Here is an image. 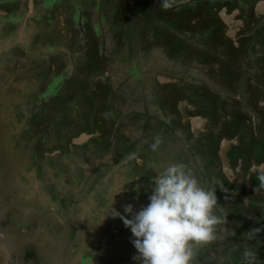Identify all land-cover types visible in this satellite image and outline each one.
I'll list each match as a JSON object with an SVG mask.
<instances>
[{
	"label": "flooded vegetation",
	"instance_id": "obj_1",
	"mask_svg": "<svg viewBox=\"0 0 264 264\" xmlns=\"http://www.w3.org/2000/svg\"><path fill=\"white\" fill-rule=\"evenodd\" d=\"M131 1L34 0L32 12L31 0H0V160L7 178L15 176L27 187L19 196L9 187L0 191L10 198L13 211L12 229L0 228L1 242L14 247L17 226L30 224L29 234L49 241L57 251L41 258L29 249L24 259L21 255L25 264L36 259L46 264L50 257L54 264H61L60 258L62 264H114L121 256L137 264L131 260L134 255L143 258L142 264L173 263L174 253L184 254L178 237L182 240L185 221L201 216L182 202L178 191L184 183L169 168L182 163L187 147L198 153L199 170L212 173L203 182L212 195L206 204L216 215L231 213L234 241L236 234L246 233L241 223L249 229L246 237L264 227V0H164L175 14L183 9L176 18L189 29L186 35L198 41L177 55L185 65L175 63L183 68L175 83L164 78L172 77L170 63L142 62L144 38L139 45V31L133 27L140 16H157L166 4L133 0L134 10ZM223 9L238 12L246 41L255 39L258 55L247 49L246 55L235 57L228 43L218 41L220 32L233 26L223 21ZM92 20L98 21L101 38L94 36ZM105 24L110 32L104 30L108 25L101 26ZM103 36H114L117 52L101 49ZM209 55L219 72L210 63L203 66V75L192 77L188 69ZM133 56L139 81L126 74ZM201 80L208 94L198 91ZM5 83L10 85L8 96L2 92ZM139 90L143 110L129 109L127 97ZM233 101L241 106L242 117L227 112L234 110ZM181 104L191 110L186 116L200 114L207 120L198 134L185 120ZM16 203L28 207V224L18 212L13 216ZM202 218L217 224L215 216ZM31 223L37 228L47 223L57 240L43 229L33 230ZM96 236L105 242L97 251L92 250ZM247 243L249 259L262 253L260 241L250 238ZM160 244L174 249V255L164 251L156 256L163 252ZM18 257L12 264H22Z\"/></svg>",
	"mask_w": 264,
	"mask_h": 264
},
{
	"label": "rangeland",
	"instance_id": "obj_2",
	"mask_svg": "<svg viewBox=\"0 0 264 264\" xmlns=\"http://www.w3.org/2000/svg\"><path fill=\"white\" fill-rule=\"evenodd\" d=\"M162 2L166 5H160L161 10H159V15L156 16L154 14H150L147 19H145L144 17L141 16V21L140 20L136 21V25H134L133 27L135 29V32H137V30L139 31V33L137 34V38H136L139 45H140L139 38H142V40L144 38V40H143V47L144 48H142V50H146V51H144L145 53L143 55L144 57L142 59V62L143 61L144 62H148V61L149 62H157V63H163V62L167 63L168 62V63H170L168 65V69H167L168 72L170 73V75L172 76L173 79H175V78L179 79L183 74V72H181L180 70H183V68L181 67L182 65H178L175 63L180 62V64L185 65V62H183V60H181L180 57L177 55L186 54V50H185L184 46L192 47L193 45L190 42H197L198 43V41H196L195 38L191 37V35H189V36L186 35V32H184V31H188L189 29L185 28V27L183 28L182 27V19L176 18L177 16H180V14L178 12H181V14H183V9H179L178 12L175 14L174 11L171 9V7L167 6L168 3L166 1L162 0ZM31 3L34 6V0H31ZM131 4L134 7V10H137V7L135 6L133 0L131 1ZM92 5H93V3L90 4V6L86 9L90 10V7ZM184 16H185V14H184ZM87 17H88V14H87ZM165 17H167V18H165ZM143 19H145V20L143 21ZM183 20H185V19L183 18ZM97 22L98 21L94 20L91 23V28L93 30L94 36H99L101 38V36L99 34V25L97 24ZM190 23H191V21L188 22V24L186 26L189 27ZM107 25H108V27H106L104 30L105 31L108 30V32H110V28H111L110 24H105V25H101V26H107ZM87 27H90V23H89V25H87ZM101 40H102V46H100V47L104 52H108V53L114 52V51L117 52L118 47L116 46L117 44L115 43L116 39H114V36H112L110 39L108 36L107 37L103 36ZM99 41H100V39H99ZM156 41L158 43H156ZM100 43H101V41H100ZM169 44L172 45L171 49L168 47ZM165 46H166V49H165ZM247 46H248L247 49L249 50L251 55H258L260 53L259 49L256 47L255 39H250L247 42ZM170 51L172 53H170ZM130 58H132L133 63L131 64L130 67L126 68V70H127L126 74H127V76L132 75V78H134L136 81L137 80L139 81V78H137V77L135 78V73L138 72L137 67L134 66V62H136V57L133 56ZM202 59H203V62H198V61L194 60L193 62H198V63H196V65H194V66L192 65L188 69V71H190L192 77L194 76L192 74H194L195 72L196 73L201 72V74H199V75L200 76L203 75L202 72H206L203 66L209 65L210 63H211V68L216 66L215 70L217 72H219V69L217 66L218 65L217 61L211 59L210 55L208 57H203ZM145 60H147V61H145ZM119 62H121V60ZM165 73H166V71H165ZM205 78H207L206 75H205ZM209 78H211V77H209ZM209 78L207 81L209 83H212V81ZM15 79L18 80L16 77H15ZM199 82H202V80ZM12 84H13V82H12ZM16 84H19V83H16ZM212 84H214V83H212ZM215 85H217L216 82H215ZM135 94H137V95H135ZM135 94L133 96L126 95V96H128L127 101L129 103H127V104L130 107L129 109H139V110L141 109V110H143V106H142L143 102L140 100L141 99L140 94H142V91L141 90L135 91ZM223 97L226 98V96H223ZM243 100L247 101L246 99H243ZM232 103L234 105L233 109L235 111L230 109L231 111L229 110L227 112H229L231 114H235L236 117H238V118H239V116L242 117L241 116L242 115V109H241V106L239 105V103L237 104L236 101H233L230 104H232ZM237 106H238V109H237ZM228 114L225 115L224 121L227 120ZM2 120H3V124L5 125L6 124V118L4 117ZM217 120L220 121V118ZM170 143H173V141L171 140ZM7 148H8V146H7ZM187 148H185V150H184L185 159L182 160V163L179 164V166L174 164L173 166H169V168L172 170L171 172H173V175L175 174V178H176V176H178V179H181L180 181H183V183H184L185 189L182 186V190L181 191L179 190L178 192L180 194H182L183 199H185L182 202H185L189 206L183 204V209H186V207L188 206L195 212V215L198 214L201 216H198L197 218L194 217V219L191 221L190 224H189L188 220H186L185 223L188 225L183 227L182 233L179 234V235H182V240L180 237H178V239L181 241V244H179V245L181 248L184 249V251H182L184 254H181V256H178L177 253H174V249L173 250L171 248L166 249L167 244L166 245L160 244V249L163 252L160 251L156 256L164 255V251H166V253H169L171 256L176 254L177 257L176 256L175 257L177 259L173 258V260H175V261L173 263L171 262V264H174L175 262H176L175 264H201V263L202 264H205V263L206 264H264V237H262V236H261L262 238L258 237V234H261L264 232V227L263 226H257L259 231H261V233H253V231H252V232H250V234L252 236L246 237L249 229H247V227L241 223V226H242L241 228H242V230H243V228H246V229H244V230H246V233H244V231L239 232L238 234H236V237H238L239 239L234 241L232 233H233L235 228H231L232 223L230 221L233 219L230 216L231 213L229 211H227V212L223 211L224 215H222V214H221L222 216L216 215L215 214V213H217L216 210L213 209L215 212H212L206 204V200L207 199L209 200L212 195H210L209 193H207L204 190L205 188L203 186V182H205V180H206L205 176H207V177L209 175L211 176L212 173H209V171H205L206 168H204L200 171L198 160L196 159V156H198V153L195 151H189ZM192 154H194V155H192ZM181 156H183L182 152H181ZM191 159H192L193 163H191L189 161ZM4 166H5V162L3 160H0V191L5 192L6 187H9V190L11 193L19 192V194H17L19 196L23 190L27 189V187L22 181H19L18 178L16 179L15 176H13V180H12V176H11V178H7V174H6V172H4V169H3ZM18 196H16V197L18 200H20V198ZM11 204H12V202H11L10 198H8V197H6V195L0 193V218H2V223H0V228L8 229L11 227V229H12L11 221H9L12 217V216H10V213L13 212V211H11V209H12ZM209 205H210V203H209ZM14 210L15 211L13 213V216L16 215L18 212L17 215L20 218L19 220H22L23 221L22 223L25 222V224H28V223H26V221L28 222V220H29V218H26V215L28 214V207L23 206L22 204L18 205L16 203V207ZM218 210H219V208H218ZM219 211H221V210H219ZM192 215L194 216V214H192ZM202 216L203 217L215 216L217 218V224L213 225L212 223H210L209 220L208 221L204 220L202 218ZM47 225L48 224L45 223L44 227H38L37 228V225L32 224L33 230H37V229L42 230L43 229L42 231L47 234L46 236L48 238H50L53 241L57 240V234L55 233V229L54 228L46 229ZM177 225L182 227V222L179 221L177 223ZM29 226H30V224L26 227L17 226V228L21 229L24 232V234L29 235V233L32 231V229ZM257 227H255V228H257ZM5 231L6 230H3L2 233H3V235L7 236ZM13 232H15V230H13ZM244 235H245V237H244ZM163 237H165L166 242L171 244V240L169 239L168 236L164 235ZM250 238H253V240L256 239V240L260 241V245L258 247L261 249L262 253L259 254V253L254 252L253 255L251 254V256H253V257L249 259L250 253H249V251L245 252V248H244L243 244H245V243L248 244L247 241H249ZM186 240H187V243L184 242ZM95 243H96V247H94L92 250L97 251L100 249L98 246L100 244H104L105 242L103 241V239L101 240V238L96 236ZM235 243H236V245H235ZM257 243H259V242H257ZM246 247L249 248V246H246ZM21 249H23V248H21ZM92 250H90V252H92ZM52 251H53V256H54V253L55 252L57 253V251L55 250V248H52ZM23 253L22 254L20 253L18 255L19 256L18 259L20 260V263L25 264L26 261L21 259V255L23 256ZM38 255H39V253H36L35 257H38ZM133 257H134V260H133V258L132 259L130 258L132 261L135 262L137 260L138 261L137 264H140V263L142 264L143 258H141V257L139 258V256H137V255H134ZM23 259H24V256H23ZM119 259H118V261L115 260L114 264H120L118 262H121L120 261L121 259H122V262H124V264H130V260L126 259L127 261H129L126 263V260H123L122 256H121V259L120 260ZM155 259H157V258H155ZM83 261L86 262V259L83 258ZM61 262L63 263V261L60 258L59 263H61ZM34 264H39L38 259H36V261L34 260Z\"/></svg>",
	"mask_w": 264,
	"mask_h": 264
},
{
	"label": "crops",
	"instance_id": "obj_3",
	"mask_svg": "<svg viewBox=\"0 0 264 264\" xmlns=\"http://www.w3.org/2000/svg\"><path fill=\"white\" fill-rule=\"evenodd\" d=\"M149 1L153 3V0H149ZM31 8H32L31 10L33 12L34 6L32 5V3H31ZM227 13H228L227 9H223L220 14H223V18H222L223 21H225L228 24L230 23V21H232L233 26L232 27L228 26L229 30L226 33L220 32V35H218L217 39H218V41H222L224 44L228 43L227 45H230L233 48L231 50V52L234 54L235 57L244 56L247 54L248 46H247L246 37L244 36L245 34L242 31L243 22H242V20L239 19L240 17L238 16L237 11L236 12L233 11V13H231V14H227ZM232 17H235V19H238V20L232 19ZM140 18H141V16H140ZM222 19H220V20H222ZM223 24H224V22H223ZM63 25L65 26V23H63ZM168 77L169 78L164 77L165 79H167L166 80L167 83L177 82V80L173 79L172 77L171 78H170V76H168ZM11 79L12 78H10L9 81L11 83L12 82L15 83L14 85H16V82L11 81ZM21 82H23V81H21ZM161 83H162V81H161ZM206 84L207 83H205L204 85L202 83L198 84L197 88H198V91H200V93L208 94V90L205 89V87L207 86ZM20 85L27 86L28 84L25 85L24 83H21ZM9 86L10 85L7 83H5V85H2V92H4L5 95H7V96L9 94L8 92L10 90ZM178 107L185 110L183 112L185 120L191 121L190 126L192 128H194L195 134H198L201 129H204V125H205V122L207 120L204 119V117L202 115H200V114L194 115L193 113H191V114H189V116L187 115L188 116L187 117L186 114L191 111L190 109H187L189 107L187 106L186 108H182L183 104H181V106L179 105ZM191 107H193V105L192 106L190 105V108ZM196 116H198V118H195ZM195 120H198V121L195 122ZM256 229H258V227ZM18 232L19 233L17 235H15V237L13 239L15 241V246L14 247L11 246V248H8V246L4 245V242L3 243L1 242L2 240L4 241V238H3V236H0V264H12V262H14L15 256H18L20 253L22 254L23 252H25L29 249H33L34 252L39 253V255L42 258V256L44 254L48 255V252L52 251V248H55L47 240L40 242V238L33 237L31 234H29V235L24 234V232L21 229H19ZM29 236H31L32 238H29ZM29 239H31V241L29 244H27L26 242H28ZM21 248H23V249H21ZM80 260H81V256H78L77 262ZM75 261H76V259H75ZM46 264H54V259L53 258L51 259V257H50V260L48 262H46Z\"/></svg>",
	"mask_w": 264,
	"mask_h": 264
},
{
	"label": "water",
	"instance_id": "obj_4",
	"mask_svg": "<svg viewBox=\"0 0 264 264\" xmlns=\"http://www.w3.org/2000/svg\"><path fill=\"white\" fill-rule=\"evenodd\" d=\"M2 50H5L4 48H2ZM1 52V51H0ZM242 66H243V68L245 67V65H244V63L243 64H241ZM247 67V66H246ZM250 67H248V69H249ZM251 71V70H250ZM227 96V95H226ZM84 137V139H88V138H92L93 136L92 135H84L83 136Z\"/></svg>",
	"mask_w": 264,
	"mask_h": 264
}]
</instances>
